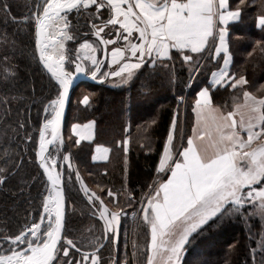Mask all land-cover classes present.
Masks as SVG:
<instances>
[{"label":"snow or ice","instance_id":"obj_1","mask_svg":"<svg viewBox=\"0 0 264 264\" xmlns=\"http://www.w3.org/2000/svg\"><path fill=\"white\" fill-rule=\"evenodd\" d=\"M241 5L245 0L235 8L230 0H39L23 22L33 25L39 61L56 81L55 98L43 108L35 151L46 187L36 216L17 234L0 236V264H132L119 255L110 254L107 261L101 256L106 245L118 244L121 217L128 213L110 209L102 195L88 189L79 171L74 173L75 181L102 222V233L87 245L69 234L65 189L73 182V167L71 153L63 152L62 118L78 74L93 80L120 77L127 82L149 66L168 68L174 56L191 66L190 80L202 71L205 60L222 59L223 67L212 71L209 84L196 93L190 135L180 126L179 110L173 115L156 168L158 177L167 178L148 185V192L137 201L150 231V239L145 240L146 264H182L186 244L209 222L231 216L264 219V95L244 90L243 104L226 113L213 106L211 96L213 88L248 84L243 75L236 77L229 71L228 23L240 19ZM0 8L10 12L11 4L0 0ZM73 14L77 23L84 15L89 24L75 55L66 49V42L79 36L69 19ZM256 24L264 30V11ZM98 51L102 57L96 55ZM105 63L115 70L102 72ZM5 72L14 75L12 69ZM82 103H89L87 95ZM94 123L72 125L75 146L93 139ZM128 143L125 139L116 147L127 153ZM110 151L97 144L93 161L106 160ZM106 195L116 207L117 193L109 189ZM128 200L130 205L135 200L130 192ZM132 215L138 213L133 210ZM178 223L185 226L177 230ZM260 247L264 250V241Z\"/></svg>","mask_w":264,"mask_h":264},{"label":"trees","instance_id":"obj_2","mask_svg":"<svg viewBox=\"0 0 264 264\" xmlns=\"http://www.w3.org/2000/svg\"><path fill=\"white\" fill-rule=\"evenodd\" d=\"M7 2L11 4L10 12L0 8V170H3L0 175L4 176V182L0 183V236L17 234L41 209L46 181L35 162V147L37 132L43 122V106L56 95V84L43 71L35 54L33 25L23 22L33 13L36 0ZM230 2L235 8L239 0ZM262 5L264 0H245L239 21L228 27L230 72L236 77L243 75L248 84L234 90L229 87L212 89L213 106L225 113L242 101L244 90L257 97L264 95V30L256 24V18L264 11ZM70 19L79 33L76 40L67 42L66 49L72 51L79 47L82 42L79 37L89 31V24L84 15L79 18V23L75 14ZM221 62L219 58L211 62L205 60L202 71L190 80L191 66L174 56L168 68L159 65L144 68L138 78L128 81L125 86L112 88L89 84L86 86L89 103L76 109L68 107L66 118H71L73 123L95 122L92 143L75 146L71 139L64 144L65 153H71L70 163L86 171L88 179L82 178L79 170L84 184L90 191H93L91 187L97 188L106 205L113 210L123 208L128 213L121 217L120 225L121 231H126L127 239L121 242L119 238L117 251L110 250L108 245L101 250L106 261L110 254L132 261L135 240L141 255H146L145 240L150 237L149 228L141 221L140 226L131 225L129 216L147 186L154 182L173 115L179 110L180 126L190 135L195 95L209 84L211 72L219 69ZM104 66L107 71L106 63ZM5 68L12 69L14 75L6 74ZM180 99L184 103L179 102ZM21 123L23 128L19 127ZM29 135L31 141L26 139ZM125 139L129 142L127 153L116 147ZM176 143H179L178 139ZM97 144L111 149L106 163L90 160ZM73 177L74 182L65 189L67 227L71 236L82 238L87 245L93 236L101 235L102 222L93 215L94 209L81 191L80 183L75 182V175ZM109 189L117 193L116 207L106 195ZM129 192L135 197L131 205ZM137 213L134 219H142L139 210ZM260 229L259 222L248 216L209 222L186 244L182 264H257L259 254L255 252L253 259V250L258 246ZM85 250L91 249L85 247Z\"/></svg>","mask_w":264,"mask_h":264},{"label":"rangeland","instance_id":"obj_3","mask_svg":"<svg viewBox=\"0 0 264 264\" xmlns=\"http://www.w3.org/2000/svg\"><path fill=\"white\" fill-rule=\"evenodd\" d=\"M39 2V0H36V4ZM36 4H35V6H34V11H35V9H36ZM33 11V12H34ZM73 16V15H72ZM72 16H70V17H72ZM70 17H69V19H70ZM91 39H94V38H91ZM68 42V41H67ZM67 42H66V45H67ZM75 49L76 48H74L71 52H72V54L73 55H75ZM96 55L98 56V57H100L101 56V52H97L96 53ZM106 65H107V63H106ZM105 67V66H104ZM103 67V68H104ZM101 69V71L102 72H110V70L109 69H107V71H105L104 69ZM107 68H108V65H107ZM99 75V74H98ZM96 81H98V80H103V83H101V84H104V86H107V87H112V88H117V87H120V86H125V85H127L128 84V81L127 82H122L121 81V78H117V77H112V76H107V77H104V78H98V79H95ZM189 82H191V81H189ZM89 84H81V85H79L78 86V88L76 89V90H74L73 91V93H72V95H71V97H70V102H69V108H70V106H72V108L74 107V109H76V107L78 106V107H83V106H85V104H83L82 103V100H83V97L86 95V94H88L87 93V91H86V86H88ZM81 98V99H80ZM80 99V100H79ZM184 100L182 99H180L179 100V102H182V103H184L183 102ZM48 103V102H47ZM46 103V104H47ZM45 104V105H46ZM44 105V106H45ZM44 106H43V108H44ZM182 110H184V105H183V108H182ZM42 116H44V112H43V110H42ZM42 124V123H41ZM71 124H73V121H72V119L71 118H66V120H65V123H64V126H63V130H62V136H63V139H64V144L66 143V141L67 142H69L71 139H73V138H71L70 137V126H71ZM69 140V141H68ZM74 140V139H73ZM39 142V130H38V132H37V142L36 143H38ZM36 149H37V146L35 147V151H36ZM63 152L65 153L66 151H65V147L63 146ZM54 155H56L55 153H54ZM91 160V159H90ZM72 167H73V176L75 175L74 173H75V171H81V173H82V175H83V177L82 178H89V177H87V173H86V171L84 170V169H82L79 165H77V166H75V165H72ZM65 168H67V162H65ZM39 170V169H38ZM39 174H41L40 173V171H39ZM73 182H74V177H73ZM72 182V183H73ZM76 182V181H75ZM77 183V182H76ZM79 183V182H78ZM81 185V184H80ZM91 189L93 190V191H96V192H99V190L97 189V188H95V187H91ZM148 192V189H147V191L144 193V194H146ZM143 194V195H144ZM142 195V196H143ZM141 196V197H142ZM141 199V198H140ZM108 206V205H107ZM110 209H112L113 210V208H111L110 206H108ZM69 208H70V210L71 209H73V207L72 206H69ZM136 212H137V210H139V204L137 205V207L134 209ZM115 211V210H114ZM246 211L247 212H250L251 211V208L249 207V208H247L246 209ZM253 219H256L258 222H259V224H260V227H261V229H260V236H259V241H258V246H257V248H256V250H255V252L257 253V254H259V258H260V260H258V263L257 264H264V250H262L261 249V247H260V244H261V242L262 241H264V219H261L259 216H255V217H252ZM122 219V218H121ZM141 221V223L143 222V220L142 219H140V220H138L137 218L136 219H134V216L133 215H130L129 216V223L131 224V225H133V226H140L141 225V223H139ZM122 223V222H121ZM185 225L183 224V223H178V225H177V230H181L183 227H184ZM87 230H89V229H87ZM144 231V230H143ZM148 232H149V229H148ZM144 233L146 234V232L144 231ZM100 234V233H99ZM97 237H99V236H97ZM121 237V242L124 240V239H127V235H126V231L123 229L122 231H121V229H120V232H119V238ZM149 239H150V237H149ZM165 239H168V237H165ZM118 245H119V240H118V244L116 245V246H113V245H108V248L110 249V250H112V251H117V248H118ZM134 245H137L138 246V241L137 240H135L134 241ZM133 247V249H132V255L135 253V256L133 255V259H132V264H146V255L145 256H143V255H141V249L139 248V246H138V248H134V246H132ZM146 252H147V250H146Z\"/></svg>","mask_w":264,"mask_h":264},{"label":"water","instance_id":"obj_4","mask_svg":"<svg viewBox=\"0 0 264 264\" xmlns=\"http://www.w3.org/2000/svg\"><path fill=\"white\" fill-rule=\"evenodd\" d=\"M93 38H94V37H93ZM94 39H95V38H94ZM34 47H35V36H34ZM35 54H36L37 60H38V62H39V64H40L41 68H42L43 71H44V72H45V73L51 78L50 73L47 72V70L43 67L42 63L39 61L38 53H37L36 49H35ZM102 56H103V53L101 52V56H100V57H102ZM51 79H52V80L54 81V83L56 84V81H55L53 78H51ZM84 83H85V84H101V83H103V80H98V81L93 80V79L90 77V75H86V74H78V75L75 77L74 82H73V85H72L71 88H70L69 100H68V102H67L66 105H65L64 115H63V118H62L61 132H62V130H63V126H64V123H65V118H66L67 110H68V107H69L70 97H71L73 91H74L79 85L84 84ZM37 147H38V143H37ZM49 147L51 148V146H49ZM35 162H36V165H37V167H38L40 173L42 174V169H40L39 166H38V162H37V160H36V156H35ZM42 176H43V175H42ZM43 178H44L45 181H46V177L43 176Z\"/></svg>","mask_w":264,"mask_h":264},{"label":"crops","instance_id":"obj_5","mask_svg":"<svg viewBox=\"0 0 264 264\" xmlns=\"http://www.w3.org/2000/svg\"><path fill=\"white\" fill-rule=\"evenodd\" d=\"M239 20H237V21H229V23H228V27L229 26H231V25H234V24H236L237 22H238ZM228 38V37H227ZM227 42H228V39H227ZM111 46H109V48H110ZM207 55V53H205V56ZM223 54H221V56H222ZM230 57H231V55H230ZM231 63H232V60H230V65H229V71H231ZM220 67H223V60H222V62H221V65H220ZM219 67V68H220ZM108 69L110 70V71H112V70H115V66H112V68H109L108 67ZM219 69H217V70H215V71H218ZM231 73V72H230ZM117 78H120V77H117ZM210 80H211V74H210V76H209V80H208V83L210 82ZM189 85H190V83H189ZM242 87V86H241ZM220 88H223V87H220ZM230 88V87H229ZM239 88V87H238ZM230 89H232V88H230ZM234 90V89H233ZM195 98H196V95H195ZM195 98H194V100H195ZM194 104V103H193ZM238 104H243V99H242V101L240 102V103H238ZM236 106V105H235ZM235 108V107H234ZM237 119H239V117L237 116L236 117ZM193 122H194V116H193ZM86 123H88V122H86ZM73 124H76V123H73ZM73 124H71V126H70V137L71 138H73V139H75V136H74V134L72 133V125ZM83 124H85V123H83ZM94 137H95V124H94V135H93V139L91 140V141H81V143H84V144H89V143H92L93 142V140H94ZM165 142H166V139H165ZM164 142V143H165ZM95 149H96V146H94V148H93V153H92V156L93 155H98L96 152H95ZM162 151H163V149H162ZM161 154H162V152H161ZM92 156H91V161L93 162V163H97V164H102V163H106L107 161H108V159H109V153L107 154V156H108V158L106 159V160H104V159H97V160H95V161H93V159H92ZM159 159H160V157H159ZM158 163H159V160H158ZM158 163H157V166H158ZM157 166H156V168H157ZM166 179L167 177L166 176H160V177H158L157 176V172H156V169H155V178H154V181H156L157 179ZM140 216V215H139ZM141 218V217H140ZM119 231H120V229H119Z\"/></svg>","mask_w":264,"mask_h":264}]
</instances>
